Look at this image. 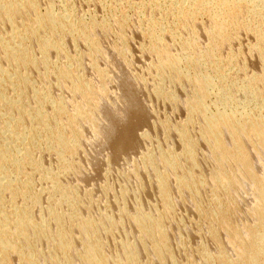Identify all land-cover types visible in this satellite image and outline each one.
I'll return each instance as SVG.
<instances>
[{"label": "rangeland", "instance_id": "374dc122", "mask_svg": "<svg viewBox=\"0 0 264 264\" xmlns=\"http://www.w3.org/2000/svg\"><path fill=\"white\" fill-rule=\"evenodd\" d=\"M8 1L9 0H0V2L4 3H7ZM101 1L105 2L102 3ZM118 1L120 0H30V2L39 6L40 13L42 14L50 10L48 8L50 7L56 14L59 12H61V14L62 12L69 14L74 23L79 21H95L100 23L99 29L92 34V38H94L95 43L101 51V55H98V58L97 55L94 56L91 54L88 45L83 43L84 39H74L70 35L51 36L50 34L48 37V35L45 34V37L49 38L47 47L51 50L48 54L49 62L56 64L61 68H65L64 66L71 67L75 76H77V80L92 85L97 91H100L105 87L103 92L98 94V97L96 96L97 107L93 111L96 112L92 114L93 117L91 119L78 117L77 127L82 132V140L80 147L76 150L77 152L75 151L71 157H68L70 164L73 166L71 170H63L61 160L58 155H56L57 148L51 144V142L47 141L45 145H42V137L41 139L36 140L35 137L32 138L26 132L31 131L32 128L41 127V123L43 122L49 125L53 130H56V123H67L68 121L66 119H59L51 110L52 105L60 100L65 102L70 113L78 108L81 112L87 113L89 108H85V103L83 102L84 99L79 96L78 93L70 91V87L64 84L57 75H47L44 67L41 65H39V69L37 70H35V68L19 70L13 65V63L11 64L9 60L5 59V54L0 50V72H5L7 74L17 72L21 77L25 78L28 83H30V87H22L17 83H9L8 87L2 91L0 90L7 99H10V104L8 106H2L0 103V107L5 115L10 118L12 128L18 130L21 135L28 134L25 144L27 143L29 146L28 151L30 154V156L22 162V166L19 169L12 161L11 163L5 161L1 163V165L14 176L13 184L16 190L3 192L0 198V214L5 216L8 220H11L13 218V213L16 210L30 212L34 221L38 224L46 223L47 227H50V234L56 235L57 229L50 221V213L55 212L58 216L68 217L74 212L73 208L68 205V203H62L61 200L63 194L61 192L57 193L53 190L51 183L56 180L60 182L61 188L65 191V194L70 195V197H72L73 194V198L77 200L79 208L80 204L82 205V208L79 209L81 218L92 219L96 224L106 227H110L107 224L108 219L114 221L113 227L115 226L116 228L111 226L112 228L108 229L109 232L102 233L103 244L105 246L104 250L106 255L112 260L113 263L111 264H114L115 261H119L120 264H126V250L122 249V246L125 243L127 245L123 246V248L128 247L138 251L139 260L142 264H148L150 262L156 264V261H154L152 257L154 255L152 244L149 243L150 246L148 247V243H146L145 248L143 249L142 245L139 244L141 233L137 226L132 224V227L130 220L132 222V217L136 216L135 214H137L141 207L142 211L149 216L155 214L163 215L165 213V204L163 203L160 189L157 185L154 186L156 180L154 181L153 178L156 179V172L153 171V168H146L145 161L148 159L149 156L147 155H150L149 153H151V156L157 161L160 158V153L170 151L177 156H181L182 164H185L184 166L188 165L184 155L180 154L183 152V144L181 140H179L178 130L190 118L189 111L185 106L190 99H193L195 94H192L193 87L191 86L190 88V85L187 83H181L182 85L178 83V85H174L175 83L167 81L164 82L163 85L162 78L166 77L168 72L166 74H161L158 69V64H156L157 61H155L156 55L151 49H149L150 39L146 34V31L153 22L160 23L159 21H161L160 25H162V23H165L166 25L169 21L168 27L163 24L168 30H166V34H169V36L163 34L165 35L164 43L170 53L176 57H180L183 53V55H185V52H183L184 50L182 51V43L192 40L197 42V50L200 51L198 53L205 54L211 43V39H209V31L213 24H211L212 19L208 14H199L194 20L184 26L173 24L172 22H176L177 20L174 18V10L179 7V5H177L179 2L175 0ZM109 5L111 6V9ZM112 7H116V9ZM123 7H127L126 12H124L125 9ZM110 11H112V13ZM162 12L166 15L164 16ZM113 13L115 14L112 16L111 14ZM256 15L252 18L249 17L250 20L248 19L246 21V23L248 22V26H264V16ZM259 17L262 20L261 24H258V22L261 21ZM207 18H210L211 20ZM121 19H125L128 25L126 30H124L125 32L123 33V36L119 25ZM34 20V13L26 8H23L22 15L15 19L14 28H12L10 23L0 20V38L7 43H13L11 37L14 32L22 31L24 28L29 27L34 23ZM102 23L107 25V29H102ZM253 23L254 25H252ZM198 24L201 25L199 26ZM242 31L240 29L233 31V37L227 42L231 47L225 44L226 48L224 45L220 49L217 48V52L221 57L220 60L222 64L224 63L223 66H226H224L223 69L225 71L224 75L226 74L225 76L227 80H230V78L232 79L228 81L229 83L231 81H239L240 79L243 80L250 76L259 75V73H261L260 76H264V70H262L260 63L261 61L257 59L259 56L254 55L257 54L258 51H256V48V50L253 49V47H255L254 45L257 44L258 36L255 32L243 29ZM173 32H175L176 35ZM249 33L251 34L249 35ZM232 40H235L237 43ZM120 41L122 42L121 45ZM58 42L63 43L67 55L61 54L54 49ZM233 42L235 45H233ZM16 44H18V42H16ZM176 45L177 47H175ZM215 47L218 46L215 45ZM29 52L34 58L41 59L39 49L36 45L31 46ZM232 54L234 55L233 58ZM154 55L155 58L153 57ZM70 56L78 58V61L72 63L70 61ZM223 58L231 59L227 60ZM184 62L183 64L185 65L183 66L187 67V63ZM239 62L242 64L240 65ZM209 63L203 67V70H207L208 67L213 68V64H211V62ZM97 66L98 69L96 68ZM227 66L229 70L227 69ZM243 67L245 70H243ZM98 70L103 71L106 76L104 75L101 77ZM207 71L211 72L212 69H208ZM229 71L231 75H228L230 74ZM245 71L246 73H244ZM157 81L158 83H156ZM185 84L189 87L186 92H190V95L185 92ZM262 86L263 88L261 87L259 89L258 96L260 97H264V84ZM158 89L163 92L162 95H158ZM170 92L175 95L176 99L170 98L169 100L168 94H170ZM231 93L234 97L237 95L234 91ZM44 94L46 95V104L48 105L43 107L44 113H46V117L43 120L31 121L30 119L24 118L23 114H19L22 112L21 106L23 105L26 107L29 114L32 116L35 115L36 96ZM164 96L167 99H165ZM212 100H214V98ZM48 101H52L53 104L50 105ZM15 102H17L16 108L11 107L10 105ZM133 110H135V112H133ZM132 114L135 117H132ZM195 119L196 121L188 123L189 127H187L190 130L189 135L193 137V139L197 140L200 136L197 140L199 149L197 155H199L198 157L200 160L199 173H197V176L206 181V186L201 188L202 191L200 193V198L197 201L204 211L213 212L211 214H215L217 211L215 212L214 210L218 208L220 204H223L222 206L225 209L229 207L227 193L220 189H218V191L216 188L217 185H212V182L210 183L209 181L211 175L216 171V162L212 158V155H209L211 154L209 153L211 149L207 148L209 147L207 143L201 140V129L203 128V125L201 126V124L203 123L199 117L196 116L193 120ZM19 120L21 124L17 126L16 123ZM121 120L124 121L122 122ZM128 120L131 127L130 124H128L129 122H127ZM198 120H200V122ZM124 124L128 125L124 126ZM193 126L194 128L198 127L193 129ZM66 128L68 136H71L70 128ZM111 130L113 131V134L111 133L109 136V133L112 132ZM173 131L174 134H176L175 136L172 134ZM122 137L123 139L125 137V139L122 140ZM174 137L178 140H175ZM133 138H135L134 143L132 142ZM129 142L133 145L131 146ZM201 142H204V144ZM249 145H252V143L249 142L246 147L248 148ZM252 148L253 147L249 146L247 151L252 157L254 169L260 170L258 173H262V169L259 167L264 163V152L261 149ZM252 150H254L253 153ZM145 153L147 155H145ZM252 154H255V156ZM258 160L260 161L258 162ZM140 162L142 165H140ZM260 162L263 163L259 164ZM158 163L156 162L155 168L161 172H165L161 162L159 163L160 165ZM138 164L140 167H138ZM159 166H162L163 168ZM232 167V169L238 173L239 169L236 166ZM160 168H162V170ZM147 169L151 170L148 171ZM139 170H142L141 173ZM239 173L241 174L240 171ZM0 174H2V167L0 168ZM168 174L171 175L170 172ZM151 175L155 176L153 177ZM168 177L171 189L174 188L172 187L174 185L176 189L171 190V200L176 202L175 204L174 201H172L174 203L175 211L173 210V213L166 218V229L168 230V237L170 238L169 247L172 248L174 262L176 264H205L206 260H204V254H202L204 253V250L212 255H217L220 251H223L228 257L232 259H234V257L236 258V256H234V253L236 252L235 249L229 247V244L232 241L229 234L226 233V235H228L226 236L224 231H220L218 237V243L220 244L212 239L210 229L213 227L214 220L217 221L215 218L218 217L209 219L202 216L193 200L192 194L190 192H187V194L185 192H180L178 186H176L174 175V179L171 178L172 175ZM170 180H172V182ZM28 181L30 182V186L28 188L27 199V191L23 189V184ZM172 183L174 185H172ZM242 189L239 187L232 191L236 207L231 209L230 215L234 224L239 226L243 225L241 227L244 228L247 224L253 225L252 222H255L254 217L251 215V210L255 205V199L253 196V190L255 189H252V186L248 185H246V188ZM156 193L159 194L157 195ZM20 194H23L26 199H19L18 196ZM123 195L125 196L123 197ZM214 195H217L218 200L213 199L212 196ZM122 205L125 206L123 207ZM134 206L137 207L135 208ZM155 211L156 213H154ZM105 220H107V222ZM169 224L173 225L172 228ZM134 228L139 233L135 232ZM71 232L74 237L71 258L76 261L84 250L78 228L75 227ZM227 239L228 241L226 242ZM29 244H31L36 252L41 254V264H50L49 260H54L53 253L55 251L52 245L49 247L42 242H38L34 236H30L28 242H21L20 244L23 252L28 251ZM226 245L229 246L227 247ZM224 247H226V249ZM150 248L152 249L149 250ZM15 258L16 257H14V262L12 261L11 264H19ZM214 259V263L217 264L218 257H215ZM158 263L162 264L160 262ZM60 264H63L61 259ZM78 264L83 263L78 262ZM218 264H220V262H218Z\"/></svg>", "mask_w": 264, "mask_h": 264}, {"label": "bare ground", "instance_id": "6f19581e", "mask_svg": "<svg viewBox=\"0 0 264 264\" xmlns=\"http://www.w3.org/2000/svg\"><path fill=\"white\" fill-rule=\"evenodd\" d=\"M128 1L129 0H127V2ZM175 1L179 2V4H177L179 5V7L177 6L178 8L174 10L175 11L174 18H176L177 20L176 22H172L173 19L172 18L171 22L173 24H177V26H181V25L184 26L185 24H188L192 20H194L196 16L199 14H203V15L208 14L209 17H211L212 19V23L211 22L210 23L213 24L211 25L212 28L209 31V35H210L209 39H211V43L210 45L208 44L209 48L207 49V52L205 51L206 52L205 54H199L198 52L200 51L197 50L198 45L195 40L185 41L182 43V51L184 50L183 52H185V55H183L184 53L181 55L183 57L174 56L166 48V45L164 43V36L167 35L166 30L169 23L168 20H167L168 23L166 25L165 23H162V25H160L161 21H159L160 23L153 22L149 27V29L148 30L146 29L147 30L146 34L150 39L149 49H151V51L156 55L155 61H157L156 64H158L157 66L158 69L160 70L161 74L162 73L166 74L168 72L167 76L162 78L163 85L164 82L170 81L172 83H175L174 85L176 84L178 85V83L180 84L187 83L188 85H190V88L191 86L193 87L192 94L195 95L193 99H190V101L186 103L185 106L189 111L190 118L186 121L185 124H183V126H181L180 128L178 127L179 128L178 137L183 144V150L181 148L182 146L180 145L181 146L180 148L183 151L180 154L184 155L188 165L184 166L185 164H182L183 162L181 156H177L175 153L170 151L162 152L160 154L158 153L160 158L159 157L157 158H159L160 161L159 160L156 161V159H154V157L151 156L152 155L151 153H149L150 155L146 154L148 151L147 150L145 155L149 157L145 161V167L153 168V171L156 172V176L154 175L156 179L153 178L154 177L153 175L151 176H153L152 178L154 181L156 180L154 182L155 184L153 183L154 186L157 185L160 189L162 200L163 203L165 204V213L163 215L155 214L149 216L148 214L146 215L142 211L141 209L142 207H141L139 208L138 212L136 211L137 214H135L136 216L132 217V222L130 220V223L131 225L134 224L139 229V232L141 233V239L139 244L142 245L143 249L145 248L146 243H148V247L150 246L149 243L152 244V248H153L152 251H154V255L152 257L153 260L156 261V264L158 262L162 264H176L174 262L172 248L169 247L170 238L168 237L169 233L168 230L166 229V218L168 215L173 213L174 203L176 204L174 200H171V190L175 189V185L172 183V185H174L172 187L174 188L171 189L168 176L172 175L171 178L174 179L175 177L176 186H178L180 192L182 193L185 192L186 194L187 192H190L192 194L193 200L202 216L209 219L218 217L215 218L217 219V221L214 220V224L212 221L213 227H211L210 229L212 239L216 243H218L219 240L218 237L220 231H224L225 235L227 233L231 236L232 241L231 242L229 241L230 246L229 245L228 246L231 249L233 248L235 249L236 252L235 251L233 252L236 253V254L234 253V256H236V258L234 257V259H232L228 257L227 254L223 251L220 252L218 251L219 253L217 255L216 254L212 255L208 253L206 250H204V253L202 254H204L205 257L204 260H206L207 262L206 263L204 261L205 264H215L214 263L215 257H218V262H220V264H264V163H263L264 161L262 160L263 162L259 163V164L261 163L263 164H261L259 167L260 169H262L261 171L262 173H258V171L260 170L254 169L252 157L247 151L249 146H251L253 147L252 149L258 148L259 150L261 149L264 152V97L258 96L259 89L261 87L263 88L262 85L264 84V76L262 75L260 76L261 73H259V75H254L247 78L245 77L246 79L243 80L240 79L239 81L238 80L231 81L229 83L228 81L232 79L230 78V80H227L225 76L226 74L224 75L225 71L223 69L225 65L223 66L224 63L222 64L220 60L221 57L217 52L218 51L217 48L220 49L221 47H223V45L225 47V44L227 46H230L227 44V42H229L233 37L232 34L233 31H236L237 29H240L242 31L243 29V30L255 32L258 38H257V44L254 45L255 47H253V49L254 50L257 49L256 51H258V53L256 52L257 54L254 55H258L259 58H257L258 56L253 58H257L258 60L261 61L260 63L262 66V70H264V26L250 27L247 25L248 22L246 23L248 19L250 20L249 17L252 18L256 14L259 16H264V0H175ZM118 2H121V0ZM23 8H26L32 11V13H34L35 15L34 23L29 27L24 28L22 31L14 32L13 36L11 37L13 39V43H9V42L7 43L2 38H0V50L5 54L6 56L5 59L9 60L11 64L13 63V65L19 70L30 69V68H35V70H37L39 69L38 68L39 65H41L42 67H44L47 75H57L64 84L70 87V91L78 93L79 96H81L84 99L83 102L85 103V108L86 107L89 108V111L87 113L81 112L79 108L70 113L64 101L60 100L54 104L52 101L50 102L48 101L50 105L53 104L51 110L55 113V116H57L59 119H66L68 122L56 123L55 124L56 130H53L49 125L43 122L41 123V127H37V128L35 127L32 128L31 131L26 132L32 138L35 137L36 140H39L42 137V141H41L42 145H45L47 141L51 142V144H53L57 148L56 155H58L59 159L61 160V163L63 165V170L68 171L71 170L73 167L70 164L68 157H71L72 154L80 147L82 140L81 138L82 132L77 127L78 117L84 119H91L93 117L92 114L96 113L93 111L97 107L98 94H101V92H103L105 87L104 88L102 87L103 89L97 91L92 85L77 80V76H75L74 71L71 69V67L64 66L65 68H61L56 64L49 62L48 54L50 53L51 50L47 47L49 38L45 37V34H47L48 37L50 34L51 36L70 35L74 39H84L83 43H86L88 45L89 47L88 49L90 50L91 54L94 56L97 55L98 58V55H101L100 54L101 51L99 50V47L95 43L94 38H92L93 36L92 34L97 29H99L100 23L95 21L92 22L79 21L74 23L69 14H66L65 12L64 13L62 12V14L61 12L59 13L57 12L58 14H56L51 10L50 7H48L50 10L42 14L40 13L39 6L30 2V0H9L7 3L0 2V20L10 23L12 28H14V23H15L14 21L17 17L22 15ZM112 8L116 9V7H112ZM123 8L125 9L124 12H126L127 7H123ZM110 12L112 13V11ZM114 14L115 13L111 15L113 16ZM165 15L166 14H164V16ZM170 18L168 17L169 20ZM207 19L211 20L210 18ZM261 22L262 20L258 22V24L259 23L261 24ZM163 24L167 27L165 28ZM119 25H120L121 34L123 36V33L125 32L124 30H126V27L128 26L127 21L125 19H121ZM198 25L200 26L201 24ZM252 25H254V23ZM106 26L107 25L105 23H102V29L104 30L105 28L107 29ZM173 33L176 35L175 32ZM250 34L251 33H249V35ZM167 36H169V34ZM232 41L235 42V40ZM16 42H18V44H16ZM234 42L233 45L237 43ZM121 44L122 42L120 43V45ZM34 45H36V47L39 49L41 59L34 58L33 55L29 52L31 46ZM215 45H217L218 47H215ZM55 47L56 48L54 49H56L58 52L67 55L63 43L58 42L57 46ZM175 47H177V45ZM155 55L153 56L154 58ZM233 57L234 55L232 56V58ZM223 59L229 60L231 58L229 59L223 58ZM70 61L72 63H76L78 61V58L70 56ZM202 61H206V62H202ZM183 62L187 63L186 65L188 66L187 67L183 66L185 65L183 64ZM209 62L213 64V68H209L207 66L208 67L207 70L212 69L211 72L207 70H203V67L206 66V64ZM96 68L98 69V66ZM243 70H245L244 67ZM99 73L101 77H103L104 75L106 76V74L103 71H99ZM244 73H246V71ZM228 75H231V73ZM9 83L12 84L17 83L22 87L24 86L30 87V83H28V81L25 78L21 77L19 73L14 72L13 74L10 73L7 74L5 72H0V90L2 91L6 87H8ZM156 83H158V81ZM185 88H186L185 89L186 92V90L189 87H187L185 84ZM159 89L157 93L158 95H162L163 92L160 91L161 89L160 90ZM233 91L237 93L235 97L232 96L231 92ZM187 94L190 95L191 93L189 92ZM168 97L170 100V98H175V95L171 94L170 92V94H168ZM36 98H37V100H35L36 109L34 112L35 115L32 116L31 114H29L28 111L26 110V107L23 105L21 106L22 112L19 113V114H23L24 118L30 119L31 121H41L46 117V113H44V108H43L44 106L48 105L46 104L47 103L46 95L44 94V95L36 96ZM213 98L214 100H212ZM165 99L167 98L165 97ZM0 103L2 106H8L10 104V99H7L6 96L3 94V92H0ZM16 104L17 102L11 104L10 106L16 108ZM183 111L185 110L183 109ZM133 112H135V110H133ZM133 114L132 117L134 116ZM196 116L199 117L201 119V122L203 123L201 124V126L203 125V128L201 127L202 128L201 140L207 143V145L209 146L207 148L211 149V151L208 150L209 153L211 154L209 153L208 154L212 155V158L216 162V169H215L216 171L211 175L209 181L210 183L212 182V185H217L216 187L217 190L220 189L227 193V198H228L227 201L229 203L228 205L229 207H227L226 209L222 206L223 204L222 205L220 204L218 208H216L217 207L216 206L215 208L217 210L213 208L215 209L214 210L215 212L217 211L215 214H211L213 212L204 211L202 206L197 201L200 198V193L202 191L201 188H204L206 186L205 185L206 181L203 178L197 176V173H199L198 170L200 166V160L198 157L199 155H197V152L199 151L197 140L200 138V136L197 140H195L193 139V137L189 135L190 130L188 128L189 127L188 123L196 121V119L193 120ZM198 121L200 122V120ZM127 122H129V120ZM0 124H1L0 168L2 167V174H0V198H1V195L3 194L4 191L16 190L13 184L14 176L4 166H2L1 163H3V161L11 163L12 161L19 169L22 166V162L25 159H27V157L30 156V154L28 151L29 146L27 145V143L25 144V140L26 138H28V134L21 135L18 130L12 128L10 118L7 117V115H5L1 107H0ZM20 124H21L20 120L17 121L16 125L19 126ZM128 124H130V122ZM127 125L124 124V126ZM66 127L70 128L71 136H68V131ZM195 128L193 126V129ZM111 133L113 134V131L109 133V136ZM172 134L174 136L176 135L174 134V131L172 132ZM121 135L124 136L123 134ZM176 137H174L175 140L178 138ZM124 139L122 137V140ZM133 139L132 142L134 143L135 138ZM204 142L201 143L204 144ZM249 142L252 143V145H249L247 148L246 145H248ZM129 143L131 145V142ZM253 152L254 150H252V153ZM252 155L255 156V154ZM260 160H258V162ZM156 162L157 163L161 162V164L165 169V172L163 171L161 172L155 168ZM140 165H142L141 162ZM140 165L138 167H140ZM232 166H236L241 172V174L239 173V171L238 173L237 171L235 172L234 169H232L233 168ZM162 168L160 169L162 170ZM141 171L139 170L140 173ZM169 172L171 173V175L168 174ZM170 181L172 182V180ZM51 184L55 192L57 193L61 192L63 194L61 201L62 203L63 202L68 203V205H70L73 208L74 211L73 214L68 217H64V216H58L55 212L50 213L51 214L50 221L55 225L57 229L56 235L50 234V227H47L46 223L38 224L36 221H34L30 212L16 210L13 213V218L11 220H8L5 216L0 214V264H11L12 261L14 262L13 260L14 257H16L15 259H17L19 264H41L42 256L39 252H36V250L31 246V244H29L28 251L26 252L22 251V247L20 245L21 242H28L30 236H34L38 242H42L43 244H46L49 247L51 245L53 246L55 251L53 253L54 260H49L50 264H60V259L63 261V264H78V262L83 264L113 263L112 260L105 253L104 250L105 246L103 244L102 233L109 232L108 229L109 228L111 229L113 227L114 221L112 219H108L107 224L110 227H106L100 224L99 225L96 224L92 219L81 218L79 214L80 213L79 209L82 208L81 207L82 205L80 204V208H79V204L77 200L73 198V194L72 197H70V195L68 194H65V191L62 190L59 181L54 180V182ZM246 185L252 186V189L253 188L255 189L253 190L255 205L251 210V215L254 217L255 222H252L253 225L252 224L248 225L246 223L247 225L244 228H242L241 226L243 225L239 226L232 222L230 211L232 208L236 207V202L234 201L232 191L239 187H241V189L246 188ZM29 186H30L29 181L23 184V189L27 191L26 192L27 199H28ZM156 190L158 191L157 188ZM156 194L158 195L159 193ZM124 196L125 195H123V197ZM26 197L23 194H20L18 196V198L21 200L26 199ZM212 197L213 199L218 200L217 195L216 196L214 195ZM172 201H174V203ZM122 206L124 207L125 205ZM193 207H194V203H193ZM156 211L154 213H156ZM105 221L107 222V220ZM170 226L172 228L173 225ZM75 227L78 228L79 233L81 235V243L83 245V250H84L82 254L78 257V260L76 261L71 258V254L73 252V246H74V243H72L74 241V237L71 231ZM134 230L135 232H137L135 228ZM228 239L226 240V242L228 241ZM125 245L127 244L125 243L123 246ZM123 246L122 249L126 250L125 252L126 264H142L141 261L139 260L138 251H135L128 247L123 248ZM152 248H150L149 250H151ZM224 248L226 249V247ZM114 264H120V262L115 261ZM148 264H153V263L150 262Z\"/></svg>", "mask_w": 264, "mask_h": 264}]
</instances>
